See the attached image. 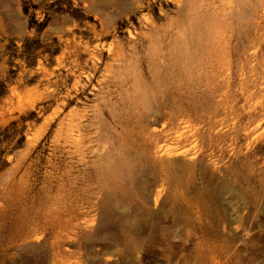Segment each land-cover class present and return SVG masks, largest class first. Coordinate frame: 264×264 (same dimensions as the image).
<instances>
[{"label":"rangeland","instance_id":"1","mask_svg":"<svg viewBox=\"0 0 264 264\" xmlns=\"http://www.w3.org/2000/svg\"><path fill=\"white\" fill-rule=\"evenodd\" d=\"M110 1L0 0V264H264V0Z\"/></svg>","mask_w":264,"mask_h":264},{"label":"bare ground","instance_id":"2","mask_svg":"<svg viewBox=\"0 0 264 264\" xmlns=\"http://www.w3.org/2000/svg\"><path fill=\"white\" fill-rule=\"evenodd\" d=\"M97 1H100L101 2V4H104V5H106V6H108V7H114L115 5H114V2H112V1H110V0H97ZM114 1V0H113ZM94 4V3H93ZM89 11V10H88ZM91 12H92V10H91ZM97 13V12H96ZM56 21H57V19H56ZM55 21V22H56ZM15 22V21H14ZM59 22V21H58ZM16 23V28H20V22L18 21V22H15ZM14 23V24H15ZM23 24V23H22ZM14 26V25H13ZM56 26H58V24H56ZM62 26V25H61ZM60 26V27H61ZM60 27H57V28H60ZM64 27V26H63ZM54 28V27H53ZM52 29V28H51ZM60 30H62V29H60ZM58 31V30H57ZM95 53V52H94ZM123 55V54H122ZM94 56V55H93ZM123 57H125V55H123ZM121 58V57H120ZM126 58V57H125ZM124 58V59H125ZM117 63H118V61H117ZM76 64V63H75ZM118 64H121V63H118ZM123 65V64H122ZM79 67V66H78ZM112 68H113V66H111ZM110 67V69L109 68H107V71H108V73H109V76L111 77V78H106V79H104L103 80V82L101 81V84H100V87H102L103 85H111V84H114L115 86L116 85H118V83L120 82V80H123V81H125V80H127V79H123L122 78V76H117L116 75V73L113 71V75H110L111 74V72H112V68ZM179 68V67H178ZM114 69V68H113ZM122 69V68H121ZM120 69H118V71H119ZM93 81V78L91 77L90 78V80H89V83H91ZM76 86H77V84H76ZM160 86V85H159ZM107 88V87H106ZM77 128H79V126H76ZM69 128H71V129H69V130H72V129H74V126H72V127H69ZM71 133V132H70ZM72 136V135H71ZM70 137V136H69ZM75 142V141H74ZM81 152V151H80Z\"/></svg>","mask_w":264,"mask_h":264}]
</instances>
